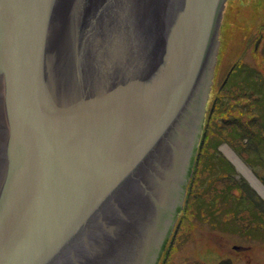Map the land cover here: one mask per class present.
I'll return each instance as SVG.
<instances>
[{
    "label": "water",
    "instance_id": "water-1",
    "mask_svg": "<svg viewBox=\"0 0 264 264\" xmlns=\"http://www.w3.org/2000/svg\"><path fill=\"white\" fill-rule=\"evenodd\" d=\"M225 3L0 0V264L158 263Z\"/></svg>",
    "mask_w": 264,
    "mask_h": 264
},
{
    "label": "rangeland",
    "instance_id": "rangeland-1",
    "mask_svg": "<svg viewBox=\"0 0 264 264\" xmlns=\"http://www.w3.org/2000/svg\"><path fill=\"white\" fill-rule=\"evenodd\" d=\"M218 37L203 125L185 170L174 246L171 242L164 264H195L224 254L237 264H264V209L247 198L249 187L264 198L227 154H235L263 182L264 0H226ZM240 64L253 74L223 89L227 72ZM235 244L242 249L234 251Z\"/></svg>",
    "mask_w": 264,
    "mask_h": 264
},
{
    "label": "trees",
    "instance_id": "trees-1",
    "mask_svg": "<svg viewBox=\"0 0 264 264\" xmlns=\"http://www.w3.org/2000/svg\"><path fill=\"white\" fill-rule=\"evenodd\" d=\"M234 66L230 69V71L227 72L226 76H225V79H224V82H223V85L225 84V86H221L223 89L225 88H229V85H234V84H237L239 82L242 81L243 77H246V76H250L251 74H253V68L250 69L248 68L247 66H243L241 69H239L238 71H235L234 72ZM243 73H246V74H243ZM222 89V90H223ZM209 102V101H208ZM247 114V113H246ZM220 133H214V135H219ZM221 135V134H220ZM259 135H260V138L262 137L263 138V135L259 132ZM213 137V136H210V138ZM256 149V148H255ZM263 162V161H262ZM261 164V162L259 163ZM263 183H264V179H263ZM247 198H249L250 200H252V203L254 205V208H258L260 210H263L264 209V204H263V201L260 200L258 197L255 196V193L251 190V193L249 195H247ZM239 206V205H238ZM173 239V238H172ZM170 244H168L169 246ZM168 249V248H167ZM166 249V250H167ZM171 251V249L168 250V253ZM165 255V253L163 254Z\"/></svg>",
    "mask_w": 264,
    "mask_h": 264
},
{
    "label": "flooded vegetation",
    "instance_id": "flooded-vegetation-1",
    "mask_svg": "<svg viewBox=\"0 0 264 264\" xmlns=\"http://www.w3.org/2000/svg\"><path fill=\"white\" fill-rule=\"evenodd\" d=\"M257 40L258 39H256L255 42L253 43V50L255 53L258 51V45H259V42ZM233 66H234V69L237 66H239V69H241L243 67L241 64L240 65H233ZM249 189H250V187H249ZM175 230H176V227L174 226L173 232L170 236V239H169L168 243L166 244V247H165L162 255L160 256L157 264H160V262H161V264H164L166 262L168 250H169V249H167L169 247L168 244H171V242H172L171 246H174V240L172 241V238H175V235H176ZM235 246H238V248H235ZM232 247H233L234 251L242 249L241 246H239L237 244L232 245ZM171 250H172V247H171ZM164 253H165V255H163ZM214 258L215 259H198L195 261V264H219V262L222 260H230L231 264H237L236 259L231 254L217 255Z\"/></svg>",
    "mask_w": 264,
    "mask_h": 264
},
{
    "label": "bare ground",
    "instance_id": "bare-ground-1",
    "mask_svg": "<svg viewBox=\"0 0 264 264\" xmlns=\"http://www.w3.org/2000/svg\"><path fill=\"white\" fill-rule=\"evenodd\" d=\"M225 16H227V15H225ZM223 33H224V31H223ZM222 42H224V41H222ZM224 43H226V42H224ZM227 154L234 160V162L237 165V167L239 168V170H241L246 175V177L250 180L252 185L264 196V188L258 183V181L252 175V173L249 171V169L243 165V163L235 156V154H233L232 152H228V151H227Z\"/></svg>",
    "mask_w": 264,
    "mask_h": 264
}]
</instances>
